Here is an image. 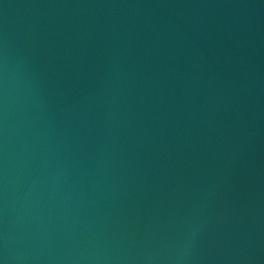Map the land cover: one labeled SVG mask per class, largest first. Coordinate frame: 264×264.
Wrapping results in <instances>:
<instances>
[{
    "label": "water",
    "instance_id": "water-1",
    "mask_svg": "<svg viewBox=\"0 0 264 264\" xmlns=\"http://www.w3.org/2000/svg\"><path fill=\"white\" fill-rule=\"evenodd\" d=\"M0 264H264V0H0Z\"/></svg>",
    "mask_w": 264,
    "mask_h": 264
}]
</instances>
